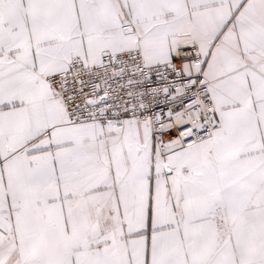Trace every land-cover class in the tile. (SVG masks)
Returning a JSON list of instances; mask_svg holds the SVG:
<instances>
[{"label": "snow or ice", "instance_id": "6c2138e0", "mask_svg": "<svg viewBox=\"0 0 264 264\" xmlns=\"http://www.w3.org/2000/svg\"><path fill=\"white\" fill-rule=\"evenodd\" d=\"M0 264H264V0H0Z\"/></svg>", "mask_w": 264, "mask_h": 264}]
</instances>
